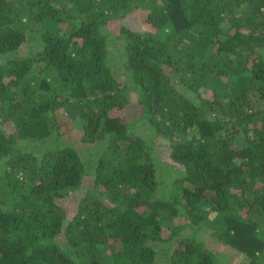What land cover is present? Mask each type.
<instances>
[{
	"label": "trees",
	"instance_id": "trees-1",
	"mask_svg": "<svg viewBox=\"0 0 264 264\" xmlns=\"http://www.w3.org/2000/svg\"><path fill=\"white\" fill-rule=\"evenodd\" d=\"M216 248L264 264V0H0V264Z\"/></svg>",
	"mask_w": 264,
	"mask_h": 264
},
{
	"label": "rangeland",
	"instance_id": "rangeland-1",
	"mask_svg": "<svg viewBox=\"0 0 264 264\" xmlns=\"http://www.w3.org/2000/svg\"><path fill=\"white\" fill-rule=\"evenodd\" d=\"M29 42L31 45V49L36 50V48L34 47L36 45L34 44L38 42L37 38L32 36ZM14 56H16V54H14ZM60 129H61V132L59 134L55 132L51 137L46 139V141L43 140L39 142V144H41V146L44 147L47 144L50 145L56 139H60L62 142L70 143L74 145L75 147L79 148L80 151L85 152V149L83 148L84 145L81 139L80 123L78 119L71 118L67 113H64L60 119ZM89 193L90 194L92 193L91 190L87 192V194ZM207 241L213 242V243L215 242L214 247L217 245L213 237H211V239ZM216 250H219L218 252L221 254V257L224 256L222 257V259H226L224 261V264H239L240 260L238 259L239 257H238V254H236V251H233L230 249L220 250L219 248H216Z\"/></svg>",
	"mask_w": 264,
	"mask_h": 264
}]
</instances>
